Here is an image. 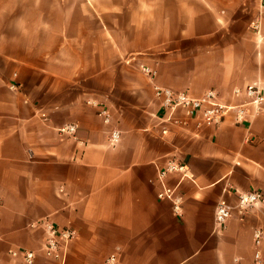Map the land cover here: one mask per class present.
Returning <instances> with one entry per match:
<instances>
[{
  "label": "crops",
  "instance_id": "0c3cea01",
  "mask_svg": "<svg viewBox=\"0 0 264 264\" xmlns=\"http://www.w3.org/2000/svg\"><path fill=\"white\" fill-rule=\"evenodd\" d=\"M262 36L261 0H0V264H26L11 250L33 264H264L263 207L225 230L215 218L221 200L237 205L233 187L264 194V114L199 125L178 110L177 125L155 94L241 102L236 89L264 82ZM170 159L188 175L161 178ZM45 219L77 231L64 262L43 253Z\"/></svg>",
  "mask_w": 264,
  "mask_h": 264
},
{
  "label": "built area",
  "instance_id": "2783aa9c",
  "mask_svg": "<svg viewBox=\"0 0 264 264\" xmlns=\"http://www.w3.org/2000/svg\"><path fill=\"white\" fill-rule=\"evenodd\" d=\"M261 7L264 12V0H261ZM253 28L261 36V24L259 21L253 24ZM261 41H264V36H262ZM143 72L151 80H154L158 75L157 70L149 66H144ZM155 94L169 114L167 122H173L177 125L186 124L175 118L174 113L178 110H182L190 117H200L199 125H220L230 115H234L236 121L242 123L249 118L264 114V82L260 80L248 84L243 90L236 89L235 95L243 98L241 102L236 104L223 101L216 89H209L201 97L197 98L186 91L179 92L156 86ZM101 112L105 122L110 123V111L102 108ZM78 130L79 125L71 123L61 126L58 129V133L62 138H72L76 137ZM164 133H167L166 129ZM120 138V131L113 130L109 142L112 146H116ZM172 173H182L187 176V166L176 159H170L160 176L164 178ZM230 191L237 195L238 202L236 206H232L224 199L219 202L215 218L216 225L221 230L227 228L228 222L233 217L235 210L240 216H244L254 207L264 208V194L261 191L240 192L234 187ZM159 198L171 200L175 212L179 215L181 214L183 198L177 194L175 189L165 186L159 193ZM33 226L44 229L46 233L43 245L44 255L47 258L64 262L69 245L77 238V231L70 227H58L49 219L37 222ZM254 236L256 247L255 258L259 262L263 256L261 247L264 239V230L261 228L256 229ZM10 253L15 258L23 259L26 264H33L37 256L35 252L27 250H11ZM106 264H120L118 255L116 253L112 254L107 259Z\"/></svg>",
  "mask_w": 264,
  "mask_h": 264
},
{
  "label": "rangeland",
  "instance_id": "374dc122",
  "mask_svg": "<svg viewBox=\"0 0 264 264\" xmlns=\"http://www.w3.org/2000/svg\"><path fill=\"white\" fill-rule=\"evenodd\" d=\"M141 72L143 73V70Z\"/></svg>",
  "mask_w": 264,
  "mask_h": 264
}]
</instances>
